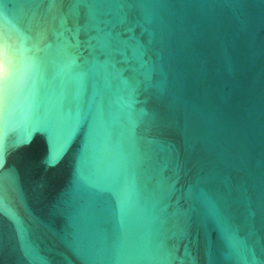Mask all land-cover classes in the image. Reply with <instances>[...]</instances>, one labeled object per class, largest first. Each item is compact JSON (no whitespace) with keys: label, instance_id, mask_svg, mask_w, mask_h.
<instances>
[{"label":"water","instance_id":"1","mask_svg":"<svg viewBox=\"0 0 264 264\" xmlns=\"http://www.w3.org/2000/svg\"><path fill=\"white\" fill-rule=\"evenodd\" d=\"M0 29V264H264V0H0Z\"/></svg>","mask_w":264,"mask_h":264},{"label":"snow or ice","instance_id":"2","mask_svg":"<svg viewBox=\"0 0 264 264\" xmlns=\"http://www.w3.org/2000/svg\"><path fill=\"white\" fill-rule=\"evenodd\" d=\"M5 42H7L10 47H15L13 35L0 29V44H4ZM54 156L55 154H53V158Z\"/></svg>","mask_w":264,"mask_h":264}]
</instances>
